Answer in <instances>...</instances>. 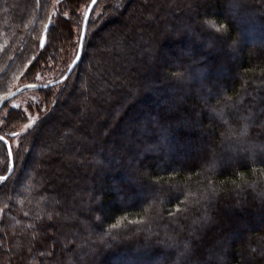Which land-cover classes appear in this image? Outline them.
I'll return each instance as SVG.
<instances>
[{"label":"trees","instance_id":"16d2710c","mask_svg":"<svg viewBox=\"0 0 264 264\" xmlns=\"http://www.w3.org/2000/svg\"><path fill=\"white\" fill-rule=\"evenodd\" d=\"M144 1L145 10L156 11L151 23H145L136 11L129 13L130 4H142L140 0H98L83 56L53 97L48 90L56 86L36 88L49 83L32 82L34 71L52 54L72 45L75 27L77 51L57 80L64 77L77 56L83 30L86 14L80 20L77 12L86 4L88 9L92 0H0V101L26 81L21 85L35 88L21 94L40 92L49 106L25 134L19 132L25 116L14 110L0 129L4 137L0 140L1 177L11 169L8 143L14 159V171L0 180V264H79L84 258L88 264H147L163 262L164 257L163 264L181 260L206 264L210 249L217 264H264V0ZM187 2L195 8V17L189 8H176ZM228 7L234 16L226 13ZM131 23L150 34L149 51L140 58L134 56L133 65L117 59L116 70L110 69L117 78L111 87L119 91L116 101L98 109L107 120L91 125L93 112H88L84 124L75 126L72 116L82 119L83 110L97 109L96 101L85 93L90 59L98 51L96 39L104 44L114 38L116 53L121 54L124 47L115 33ZM114 25L117 30H111ZM184 48L189 51L181 53ZM161 49H172L176 67L161 72L150 66ZM139 65L146 68L141 74ZM94 67L99 68L97 63ZM219 73L233 76L212 91ZM164 79L167 82L160 84ZM197 85L196 93L184 95ZM77 94L84 95V104L74 107L76 113L68 108L69 118L61 108L66 110L68 100ZM173 98L185 103H174ZM165 100L177 106L175 115L161 111ZM186 118L192 123L187 124ZM140 120L143 126L133 128L123 143L125 123ZM200 130L210 131L203 155L190 163L176 162L184 150L197 147L186 146L185 141ZM52 132L62 142H54ZM91 135L100 137L99 144L92 142ZM111 144H125L135 153L130 158L132 166H126L118 154L107 156ZM36 146L48 151L53 146L54 151L35 161L32 148ZM149 149L156 154L147 153ZM83 158L93 166L100 163L102 180L80 169ZM115 160L121 163L113 166ZM57 161L64 170L59 175ZM32 163L39 168L33 169ZM27 169V194L18 195ZM61 179L74 184L66 186ZM107 188L119 191L125 205L113 192H105ZM148 195V200L130 204L134 196ZM228 202L233 207L226 210ZM87 210L92 213L86 214ZM220 229L228 230V236L217 232ZM94 249L97 253L87 256Z\"/></svg>","mask_w":264,"mask_h":264},{"label":"rangeland","instance_id":"374dc122","mask_svg":"<svg viewBox=\"0 0 264 264\" xmlns=\"http://www.w3.org/2000/svg\"><path fill=\"white\" fill-rule=\"evenodd\" d=\"M142 2V4H135L134 2H132L130 4V8H129V13L132 12V11H136L137 14L139 13V16L143 19V21L145 23H151L154 19L153 15L156 14V11L153 10V11H150V10H145V1L144 0H140ZM89 2V0H88ZM87 2V3H88ZM89 4V3H88ZM143 5V6H142ZM164 5V3H163ZM55 8H58V2L55 4ZM87 4L86 6H82L81 9L78 10V15L80 17V20L82 19V17L86 14L87 12ZM176 8L179 10V11H184V10H191L192 11V15L195 17L196 16V10L195 8L191 5H189V2H187L186 4H178L176 6ZM226 13L230 16H234L233 14L230 13V8H226L225 9ZM151 12H152V15H151ZM128 14V12H127ZM57 15V13H55V16ZM67 18H69L68 16V13L65 15ZM72 16V14H71ZM114 16L116 17L117 15L114 14ZM160 18V17H159ZM158 18V19H159ZM74 20V17L72 16L70 18V21L72 22ZM54 20L52 21V23L54 24ZM205 24L207 26H210L207 22H205ZM146 25V24H144ZM73 28V27H72ZM117 30L118 29V26L117 25H114L111 27V30ZM166 30H170L169 27H167ZM73 41H72V45L71 46H68V48H61L62 52H59V53H55V54H52L51 57H48L46 61H44L41 66L39 67L38 71H34L35 75L33 76V79H32V82L33 81H36L37 83H42V84H45V83H53L55 81H58L57 79L64 73V71L66 70L67 68V65L70 63L71 61V58L75 55L77 49H76V45H77V39H78V30L77 28H73ZM134 33L136 34V36L134 37V39H132ZM61 30L58 31V35L60 36L59 40L62 41L63 38L61 37ZM102 37H106V34H103ZM115 37L118 39V42L122 43L121 47H124V52L121 54L120 53H116V45H115V39L114 38H107V40L105 41V43H101L100 44V39H96V43H97V50L98 51H95L93 56L94 58H91L90 59V63H91V68L92 69H89V74L87 76V78H85L86 80V96H88V99H94L97 103V112H95V109H92L90 111H82L84 112V116L82 117V119H78V118H75V116L73 117L72 116V119H73V122L75 123V126H79L80 124H84V119L87 117L86 114H88V112H93V117L90 118V123L91 125L94 123V121H96L97 123L99 122H104L107 120V116L106 114L104 113H101L100 111H98L99 107L104 109L106 107L105 103H109V102H112V101H116L117 100V96L118 94H116L117 92L116 91H119L118 87L117 89L115 88H112V83L114 81H116V77L113 73H111V68L112 69H115L116 67V60L117 59H125L127 61H129V63L131 65H133V57L136 56V57H141V56H144L145 53H147L149 51L148 48H150L148 46V44L150 43V34H146V29L144 28H141L140 26H138L137 28L135 27V24H128L125 29L123 31H121L120 33H118L116 31L115 33ZM58 48V47H57ZM60 49V48H58ZM112 50H114L115 52V56L112 55ZM177 51V49H176ZM189 51L188 48H184L182 50H180L181 53H185ZM117 54V55H116ZM98 58H100L101 60H98ZM165 60L167 61V63L165 62ZM223 61H226L223 59ZM98 64L99 68L97 67H94V64ZM225 63V62H224ZM71 66V65H70ZM152 67H155L160 70L161 72H165L166 69L169 67V68H174L176 67V63L174 61V57H173V51L172 49L168 50V49H161L159 51V54H158V58H156L152 63L151 65ZM224 67H226L227 65L226 64H223ZM235 67V66H234ZM229 68V66H228ZM116 70V69H115ZM146 70L145 66L144 65H139V68L137 70V73L141 74L143 73L144 71ZM66 75V74H65ZM64 75V76H65ZM233 75H231L230 73H219L218 77H216L215 81H214V84L209 83V84H212L213 85V89L212 91H214L215 89H219L221 87H223L226 83L227 80H229ZM235 77H239L240 75L236 74L234 75ZM84 79V77H83ZM60 80V79H59ZM179 81L181 83H185L186 80L185 78H179ZM26 81H23V82H19L16 86H14L13 88L15 87H22V83H25ZM165 82H167L166 79H164L163 81H160L159 83L160 84H164ZM153 84L154 81L150 82V84ZM48 85V84H47ZM82 86V85H81ZM84 86V85H83ZM85 88V87H84ZM125 88V87H124ZM199 88V85L197 86H194V87H191V89H189L188 91L185 92V96H188L192 93H196L197 90ZM61 87L60 86H56L54 87L53 89H49L48 91L51 92V95L54 97L56 94L59 93ZM13 90V89H12ZM115 90V91H114ZM46 91V93L48 92ZM107 91H112V94H108ZM9 94V93H8ZM7 94V96H8ZM11 94V93H10ZM9 94V95H10ZM21 94V93H20ZM6 96V95H5ZM84 95H81V94H77V97L75 98H72L70 100H68V104H67V107H66V110L65 108H61V111H63L65 113V115L69 118H71L70 116V112H69V109H71V111H73V113H76L75 111V108L76 105L82 103L84 104L83 100H84ZM4 99V98H3ZM2 99V100H3ZM176 101H178L177 104H180L182 102H184L185 100L184 99H180V98H177L176 99H172V102L176 103ZM170 102L171 101H168V100H165L163 103H162V106H161V111H166L167 114H172V115H175L177 113V106L174 105V107L172 105H170ZM185 103V102H184ZM69 108V109H68ZM17 111V112H21L25 118H24V121L25 123L19 127V132L20 134H25L27 133L31 128H33V126L36 124V122L40 119V117L42 115H44L48 110H49V106L46 104V101H45V97L42 96V94L40 92H35V91H32V92H24L22 93L21 95H19L18 97H16L15 99H13L12 101H10L3 109L2 111L0 112V129L3 128V125H4V122H5V119L7 118L8 114L11 112V111ZM75 111V112H74ZM160 111V109H159ZM69 112V113H68ZM198 113V110L196 111ZM195 112V113H196ZM178 118V117H177ZM186 120V123L187 124H191L192 123V120L189 119V118H186L184 119ZM137 124H134L133 125V122L132 124H129V123H125V129H127L126 131V134L124 137V142H127V138L128 136L130 135V131L134 128V129H140L143 125V120L140 122H135ZM129 126H128V125ZM186 124H182V123H179V127H183V128H186L185 126ZM88 127V126H87ZM107 129V128H106ZM50 130V127L47 128V131ZM210 132V131H209ZM207 132V131H202L200 130V134H197L195 138H191L186 142V146H193V145H197L196 148H192V147H189L188 150H184V152H182L181 154V157L177 158L176 159V162H179V163H190V162H193L195 161L197 158H200L203 154V149H204V146H205V143L208 142V138H210V133ZM55 132H52L51 133V137L54 138V142H62V138L59 137L60 135H54ZM66 134V133H64ZM68 134H71L70 132ZM91 140L94 144H99L100 142V137L98 136H92L91 135ZM13 146L15 148L18 147V142L16 140L13 141ZM54 151V147L51 146V150H46L44 148H41L40 146H36V147H33L32 148V158L35 160V161H38L40 160L41 156L43 155H49L51 154L52 152ZM189 151V152H188ZM98 154L101 152L99 150H97ZM108 155L107 156H110L112 154H118L119 156L122 157L123 159V162H125V165L126 166H132L133 162L130 160V158L132 157L133 158V153L132 151H129V148L124 144L123 146H118V144H111L109 146V148L105 151ZM153 153V154H156L155 152H153L152 149H149V151L147 153ZM191 152L193 154H191ZM242 155V154H241ZM140 157V156H139ZM237 160L238 161H241L240 157L237 156ZM121 163V161H118V160H115L113 162V166H117ZM33 164V163H32ZM115 164V165H114ZM227 164H231V163H227ZM96 165L98 166H93L92 162L85 158L82 159V161H80V169L87 173L89 176L91 177H94L95 179V176H99L100 177V180H102V176L101 174L98 172V167H100V163H97ZM33 169L35 167V165L33 164ZM228 166V165H227ZM31 167V165H30ZM107 167V166H106ZM36 168V167H35ZM37 168H39V166L37 165ZM36 168V169H37ZM124 170H127V169H124ZM64 170L63 168H61V166L59 165V162L57 161V164L55 165V173L57 175L63 173ZM29 170L27 169L25 172H24V177H23V180L20 184V187H19V190H18V195L19 194H22L23 192L25 193V195L27 194V191H26V182H27V178L29 177ZM135 180H138L135 176H134ZM55 180H57V178H54ZM47 181V179H45ZM60 182H64L66 184V186H72L73 181L69 180V182H67V180H60ZM128 181H126L125 183H127ZM130 183L134 182L133 180H130L129 181ZM124 182L121 181V185L123 184ZM111 185L113 186L114 185V179H111ZM127 185V184H126ZM126 189V188H125ZM113 192V194L115 195L117 201L121 204H124L123 203V200L122 198L120 197V193L119 191H114L113 189L110 190V188H107L105 190V192ZM149 195L147 197H140V196H134L133 198H131L130 200V204H135L137 202H143L144 200H148ZM17 201V200H16ZM237 201H234L233 204H236ZM230 207H233L232 204L230 202H228L227 205H225L224 208H226V210ZM76 210H80L79 208L76 209ZM230 211V210H229ZM86 214H91L92 211L90 210H87L85 211ZM2 217V214L0 212V219ZM258 219H256L257 221ZM263 231H264V227L262 228ZM250 230H247V233H249ZM217 232H223L225 234V236H228V230H217ZM258 239H260L261 237H257ZM257 239V240H258ZM255 241V240H254ZM211 245V244H209ZM97 250H92V252L90 254H88L87 256H91V255H95L97 252ZM209 253V257L207 259V263L206 264H217L218 263V259H217V256L216 254L214 253L213 250H209L208 251ZM229 255V254H228ZM86 257V256H85ZM11 259L12 256L10 255L8 257V259ZM86 258H84V260H80V263L79 264H88L87 261L85 260ZM167 259V257H164V261ZM164 261L162 262H156V261H153V262H149L147 264H163ZM131 264H133V261H130ZM6 264H9L6 263ZM178 264H183V260L179 261Z\"/></svg>","mask_w":264,"mask_h":264},{"label":"water","instance_id":"95a60500","mask_svg":"<svg viewBox=\"0 0 264 264\" xmlns=\"http://www.w3.org/2000/svg\"><path fill=\"white\" fill-rule=\"evenodd\" d=\"M97 2H98V0H95V3H93V0H92V2L90 3V5H89V7L87 9V12H86V15H85V19H84V24H83V30H82V33H81L78 53H77V56H76L75 60L72 62L69 70L67 71L66 75L63 78H61L60 80H58V81L50 83V84H48L46 86H38L36 88L40 89V88H47V87L57 86V85L62 84L63 82H65L71 76V74L73 73V71L75 70V68L77 67V65L79 64V62H80V60H81V58L83 56L84 47H85V41H86V37H87V29H88L89 20H90L92 11H93V9H94V7H95ZM49 27H50V23H48V25L46 26L45 32H44L42 40H41V42L43 41V44L41 43V47H44V45H45L46 34H47V31H48ZM30 88H35V87L32 86V85H25V86H22V87L16 89L10 95L6 96L3 100L0 101V111H1V109L4 106L5 103L15 99L16 97H18L20 95L21 92H23L24 90L30 89ZM7 145H8V151H9V156H10L11 169H10L9 173L5 177H1L0 176V180L7 179L12 174V172L14 171V159H13L12 148H11L10 143H8Z\"/></svg>","mask_w":264,"mask_h":264},{"label":"snow or ice","instance_id":"6c2138e0","mask_svg":"<svg viewBox=\"0 0 264 264\" xmlns=\"http://www.w3.org/2000/svg\"><path fill=\"white\" fill-rule=\"evenodd\" d=\"M93 3H95V0H93ZM219 38V37H218ZM43 44V41L41 42ZM6 106V105H5ZM4 137L0 136V140H3Z\"/></svg>","mask_w":264,"mask_h":264}]
</instances>
